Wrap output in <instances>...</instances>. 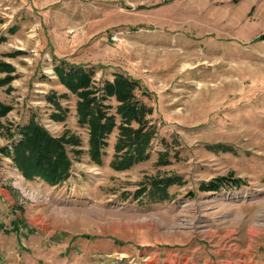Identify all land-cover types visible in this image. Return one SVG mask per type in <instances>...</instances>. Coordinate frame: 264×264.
Wrapping results in <instances>:
<instances>
[{
	"label": "rangeland",
	"instance_id": "rangeland-1",
	"mask_svg": "<svg viewBox=\"0 0 264 264\" xmlns=\"http://www.w3.org/2000/svg\"><path fill=\"white\" fill-rule=\"evenodd\" d=\"M0 36L14 69L0 85V264H264V0H0ZM58 59L92 70L97 87L115 73L139 82L157 126L147 161L111 169L116 130L104 164L90 160ZM31 119L80 142L62 186L26 180L9 157ZM171 175L183 182L172 200L133 198ZM220 176L246 183L199 189Z\"/></svg>",
	"mask_w": 264,
	"mask_h": 264
},
{
	"label": "trees",
	"instance_id": "trees-1",
	"mask_svg": "<svg viewBox=\"0 0 264 264\" xmlns=\"http://www.w3.org/2000/svg\"><path fill=\"white\" fill-rule=\"evenodd\" d=\"M12 31H16L15 26ZM5 41L6 37L0 36V44ZM13 70L10 64L0 61V73H7L5 77L0 78V85L12 81ZM54 70L60 84L79 98L76 108L78 123L89 129L88 155L93 163L100 167L104 164L105 151L109 147L108 138L115 130L118 134L114 153L109 162L111 169L127 171L150 158L157 126L150 120L152 107L137 98L138 81L123 73H115L112 81L106 80L97 87L93 83L92 70H86L84 66H77L62 59H58ZM113 98L119 103L115 113H111L110 107L106 105V102ZM48 101L53 103L55 99L50 96ZM57 109L62 111V115L55 116V119L64 120L66 110L60 105H57ZM8 111L9 109H3L0 105V116H4ZM21 135L23 136L21 142L13 148L9 157L23 177L28 181H44L51 187L65 184L71 176L73 166L68 147H79V140L68 132L60 137H54L34 119L23 127ZM161 144L165 146V150L159 153V161L161 165H169L171 148L164 138ZM212 147L216 150L222 149L218 145ZM74 153L80 155L76 150ZM181 182L182 179L174 175L160 177L151 181L150 185L137 190L133 198H144L149 204L170 201L173 198L170 188L183 183ZM244 183L246 181L241 178L220 176L202 183L199 189L206 193H220L223 189L240 188ZM189 195L192 193L189 192ZM21 222V220L15 222L12 231L18 232ZM0 225L1 229H5L3 224Z\"/></svg>",
	"mask_w": 264,
	"mask_h": 264
},
{
	"label": "crops",
	"instance_id": "crops-1",
	"mask_svg": "<svg viewBox=\"0 0 264 264\" xmlns=\"http://www.w3.org/2000/svg\"><path fill=\"white\" fill-rule=\"evenodd\" d=\"M0 192H1V193H5V190H4V189H2ZM6 196H7V195H4V198H3V200L6 202V204H8V201H7V200H5Z\"/></svg>",
	"mask_w": 264,
	"mask_h": 264
},
{
	"label": "built area",
	"instance_id": "built-area-1",
	"mask_svg": "<svg viewBox=\"0 0 264 264\" xmlns=\"http://www.w3.org/2000/svg\"><path fill=\"white\" fill-rule=\"evenodd\" d=\"M114 40L116 39V38H113Z\"/></svg>",
	"mask_w": 264,
	"mask_h": 264
}]
</instances>
